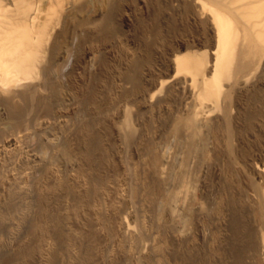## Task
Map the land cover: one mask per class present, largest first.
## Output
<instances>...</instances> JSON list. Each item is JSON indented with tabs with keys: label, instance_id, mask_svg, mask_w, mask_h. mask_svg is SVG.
Wrapping results in <instances>:
<instances>
[{
	"label": "bare ground",
	"instance_id": "obj_1",
	"mask_svg": "<svg viewBox=\"0 0 264 264\" xmlns=\"http://www.w3.org/2000/svg\"><path fill=\"white\" fill-rule=\"evenodd\" d=\"M137 1L134 2L133 0L132 2L137 3ZM154 1L155 2L152 3L154 7H153V12L151 14L154 16L153 19L155 18L156 21L154 20L155 22H153L152 27L149 29L150 32H148V35L150 33L151 38H153V40H155L156 37H158L159 38L158 40L163 42L165 41L166 46L165 45L164 46L166 47L165 48L166 54H164L165 52L163 53L165 55V59L163 61L166 64L165 65L166 73H164L165 75L163 74L161 75V73L160 74L157 73L158 74L157 76L156 72L154 73L153 71L154 69L152 68L153 65L148 61V56H146V54L145 55L143 54L144 58L142 59H140L141 57L138 58L141 55V53L134 60H132L133 57H130L132 62L129 61V63H131L129 64V69H128L129 73L124 77V79L127 81L126 85H129L126 86L128 87L127 89L129 93V101L127 99V101L129 102V106L126 105L128 107L126 108L124 106L125 108L122 109L121 108L123 106L122 103H121L122 106L120 107L119 105L117 106V104H115L116 107H118L116 110L118 112L115 111L116 108L114 106L113 107L111 106L110 110L113 108V110H111L112 116L107 114L110 117H113L114 114H118L117 116L118 118L119 115H122V122H119L120 124L118 127L112 129H109V126L108 129L103 128L104 127L103 126L101 128L104 133L103 140H102L103 135L100 136L101 134L96 133V131L92 129V127H88L87 123H86L87 125H83L79 128L77 127L73 128L69 132V134H67V141H66L67 145H65L66 146L65 153L68 156L73 154L74 156L72 157H75V159L71 160L70 157L67 158V156H65L68 159L67 162L71 160L69 161L70 163L68 162L67 164L69 168L66 172L64 173L61 172L63 171V169L59 171L58 166L61 165V164L58 165L59 161L56 162V164H54L56 159L59 160V158L57 157L60 154L59 150H57L56 147L54 149L52 148L50 154L47 155L48 158L46 160H42V157L44 156L40 155L39 149L36 150L32 147L35 151L31 149L29 150L25 149L26 150L25 153L23 151L24 149H22L23 153L21 152V154H24V156L22 157L21 154L20 156L22 157L21 159L22 163H25V167L23 166V164L22 166L24 167L25 170H28L27 172L28 175L32 176L31 177L32 180L30 179L31 191L34 193L32 194L34 195V201H35L34 204L35 211L33 210L35 212V214H33L34 220L33 219L31 220L32 223H30L29 221L28 223L31 225L29 227L27 226L28 227L27 234L28 235L30 234L29 238L31 239L29 240L31 241V243L30 245L26 243L28 244L27 246L25 245L24 247L22 246L21 247L22 249H20L21 251L17 249L18 250L17 252H19L18 254H16L17 252H15V255L14 253L6 252L7 253L6 256H2L1 259L3 262V263L1 262L2 264H5L6 262L7 264H11V262L13 263L14 260L17 261L21 260L22 261L21 264H216V263L221 264L219 259L223 255H226L228 257L227 258L226 256H224V258L226 257L225 260L230 259V261L228 262L226 261V263L224 262L225 264H246L245 257L247 256L244 257L243 252H242L243 255L241 254V251L243 249L242 250L240 249L242 247L246 249L248 246L246 247L244 246L246 245L247 242L243 244L244 246L241 245L242 247L238 246L240 247L239 250L236 248L233 249L229 247L230 251L227 248V251L225 252L220 249L222 253H220L221 256L218 258L219 262H216L215 259L217 258L218 255L217 256L215 255L218 254V252L215 253V251H217V249L215 248L217 244L215 243L218 242H215L217 240L215 241L213 240L215 236L212 239H210L211 237L210 234L213 231L209 233L210 241L206 240L207 238L204 237L205 238L204 241L206 240V242H203L201 236L199 235L200 236L199 238V236L197 235L198 233L196 234L197 232L196 229L194 230L196 231L195 233L193 231H192L193 233L186 231L188 227L186 226L185 222L188 218L193 220V221L190 220V222L191 221L195 222V224L198 225L201 224V226L203 224L202 226L203 228L204 227L206 228L204 224H206L208 221L210 222L211 218L212 219L214 218L215 222L223 221L226 219L225 224L227 226L231 225L232 231L236 233L234 234V236H232V238L238 236L239 238L242 237L246 239L247 238L254 239L255 232H257L258 234L260 233V238H262V239L259 238V240L261 241L260 243H263L262 245H264V0H154ZM132 2L131 0L130 1L129 0H0V175L4 167L3 162H6V161L2 162L1 157H3L5 154L8 153L12 154V151H16L17 149L20 150V148H18L17 145L18 133L17 135L16 134L9 135L6 134L7 132L6 130L10 129L14 131L13 128L15 126H21V125L26 126V124L29 123L28 116L30 117L31 114L30 112L31 106L36 101L40 104H43L45 109L47 108L46 110L49 116L50 114L54 113L53 109L50 107V104H48V96L47 94L44 93V91L46 92V89L50 90V87L52 85L53 74L57 70V68H54L55 60L53 61V56H56L54 53L59 51L60 52V53L58 52L59 55L65 53L67 54L68 51L70 52V50H72V48L75 49L74 51H78V49H82V47L93 48V46H96V48H98L97 46H100L103 47V49H105V47L112 48V45L114 43L112 42V40L114 39V37L118 36L117 35L118 33L120 34L122 33L123 31L122 28L129 27L128 26L129 13H130L129 4L131 3V5H134L132 4ZM141 2H144V0H141ZM158 18H160L159 20H162L160 24L162 26H166L165 27L166 30L167 28L170 29L168 33L174 31L173 35L171 34V36L169 35L167 38L164 37L163 40H161L162 38L160 39L159 35L158 36L156 35V34H160L158 33V30L162 28V27L161 28L158 27ZM175 31H177V33H175ZM119 36L122 37L124 35L122 36L119 35ZM148 37L150 38V36ZM123 38L124 40L126 39L125 37ZM116 39H115L114 47L116 46V44L118 46V44L120 43V42L116 43ZM119 39L120 38L118 37V40ZM151 40L152 39H150V41ZM155 42L159 44L157 39ZM163 42L160 43L164 44ZM143 44L145 43L143 42ZM142 45H140L137 48L139 49ZM150 46H152L151 43ZM150 46L148 47L151 49ZM148 47L146 46V48ZM147 50H145L144 48V52ZM104 51L107 52V50ZM132 52L133 54L135 52L137 55L136 48L134 51L132 50ZM149 52H147V54H149ZM130 54L132 55V53ZM95 66L92 68L94 69ZM101 67L103 69L102 65ZM58 70L56 72H58ZM94 75L97 74H95L94 72ZM122 75L124 76V74ZM93 81L96 82L97 79ZM120 83L118 84L115 83V86L120 87L121 86ZM106 84L104 88L107 86ZM121 84L123 85L125 83H121ZM94 85H96V83ZM102 85H104V83ZM115 86L113 85V87L112 86L110 87L114 88ZM53 87L55 86L52 85V89ZM126 87H123L122 92L126 91L124 90V88L126 89ZM94 88L96 89L95 86ZM94 88L92 86V89ZM107 89H109V87H107ZM119 89H117V91ZM121 89L119 92H121ZM53 90L55 91V89ZM90 91L91 89L89 90V92ZM106 92L107 91H105L104 94L108 95V93ZM108 92L110 91L108 90ZM43 93L46 96L44 95V97H42ZM93 93H94L93 91H91L90 94L87 93V95L89 94V98H91L94 95ZM124 95H122V97H124ZM108 96H106V99ZM102 98L105 97L103 96ZM106 101H108V99ZM132 106H134V109ZM109 111L107 113H110ZM99 114L101 115V113ZM32 116L34 117V115ZM101 118L104 121L106 120L102 115ZM45 119L43 118L44 121H47ZM98 119L100 118L98 117ZM33 124L36 123L34 122ZM24 129H26V127H24ZM33 129H35V127ZM112 130H116L114 132L116 133L114 135L115 138L113 139H112L113 136L109 137V135H111ZM17 132L20 133V130H17ZM63 139H66V137ZM115 141L116 143L118 141L122 146H124L125 150L123 149L124 150L123 153H126L127 151L129 153L130 152L129 149H130L131 151L133 150L132 151L133 154L136 157L138 156L139 158V161L137 160L136 162L137 163L136 166L135 163H132L134 167L131 165V163L126 164L123 162H122V166H120L121 164H119V166L123 167V170L126 171L124 172L121 169L122 172L128 174L130 177L132 176L133 179L131 178V180L136 181L138 179L137 180L139 181L138 186L141 185V188H143L144 192L148 194V195H144L142 193L143 196L145 197L151 196V198H149L151 199L150 204H153V207L151 208H153L155 211L153 213L152 211L153 209H152L151 212L152 215H154L153 219H154V223L156 224L152 222L149 223H151L152 225L154 224L153 227L158 225L160 229H158L157 227L155 228H157L160 233L158 232L157 229L155 230L152 227V225L148 224V221L151 218L150 217L151 212H149L150 215L148 214L149 218H147L148 215L147 216L144 215L142 222H140L141 227H139L140 224L138 225V227L140 228V230L137 228V230H139L138 233L137 232L135 233L136 229H133V225L135 224H133L132 227L129 225L130 223H128L127 221L129 218H126V216H120V217L114 216L115 222L119 221L118 225L120 227H118V229H120V236L122 237V241L124 243L126 242L127 245L125 246V248L123 247L124 248L123 250L120 249V251L118 252L116 251L117 252L116 254H113L110 251H109L110 253L106 252L107 249L106 250L104 249L105 247L103 246L104 244L102 245L103 248L102 246H100L101 243L104 240H106V238L104 239L99 237L100 236L102 237L103 235L105 237V234H108V231L110 232V228L109 230L107 229L106 231V227L109 225L113 226V223H115L114 220L109 219V216H107L108 213H106L105 209L113 208V205L116 203L115 202L116 199H114V195H115L114 192L118 190L116 188L118 185L115 187L114 183L111 182L109 188H112V192L108 191V187L106 186L107 184H105L106 181H104L105 177L103 179V176L101 177V175H99L98 167H100L99 165L102 163H107V160H109L110 162L111 156L108 150L111 148L112 145L118 147L116 144H114ZM240 141L244 142V144L247 142L252 143V145L254 146V147L252 146V148H254L257 151V153L255 152L256 154L253 152L254 150L252 152L250 151V153L251 154L253 153L254 155L252 154L253 155L252 156L250 154L252 157H250V159L248 158L250 162L255 161L253 164L250 163V165L254 167L253 168L254 170H252V172L254 171V174L258 176L256 178L257 180H255V176L254 178H252L253 175H251L250 177L249 176L250 173H248L249 175H247V173L242 174L245 170H248L246 168L247 166H249V168H252L249 165V162L248 164L244 163L245 162L244 159H246L245 155H244L245 158L243 159L244 162L240 160H238L240 162H237L235 160L237 159V157L232 156L233 158H235L234 160L231 157V155H233V151H235L234 146L236 142H240ZM63 142H65V140H63ZM242 142H240L239 144H241ZM236 146L239 145L236 144ZM242 147L244 146L242 145ZM246 149L248 148L246 147ZM242 150L241 152L245 153ZM132 152L130 153L132 154ZM117 153L118 152H116V154ZM224 153L226 154V156L228 155L230 157L229 159L232 160L231 161L232 163L230 162L231 163L230 165L233 164L232 165L233 167L232 166L231 167L235 169L238 168L235 171L236 174L238 175L241 174L242 176H244L243 177L244 179L242 180L247 182V184L249 185L248 188L251 189L250 192L252 191L253 194L256 195V198L254 197L255 201L253 197H249L250 199L253 198L252 202L254 203V206L252 205L253 208L249 210L250 214L247 213V208L245 212L244 207L241 204L240 205L242 206L243 209L241 212L244 211L245 213L252 215V218L254 217V219L251 220L252 223L254 220L256 221V223L253 224V226L256 225L257 227L256 226L255 227L256 230L258 228V231L256 230L254 231L255 228L253 229V226H252L253 230L251 228H249V230L246 229L245 228L246 226L244 227L245 228L244 230L241 226L238 225V224L240 225H244V224L238 223V219H239L238 216L240 213L238 211L239 209L237 210V208L239 206L238 205L239 199H236L234 197V194L231 192L233 191L231 190L233 188H229L231 190L230 191L231 194L223 191L224 193H227L223 197L222 195L221 197L220 196L218 197L216 193L218 199H216L217 197L215 198L216 195L214 196L215 191L213 190L214 198L212 197V199L208 200L207 199V197H209L208 192L211 190V188L209 187L210 185L207 186L210 188V189L207 188L209 190L208 191L205 189V186L202 183L199 193L195 191L196 192L195 194L198 193L197 195H199L201 199H203L204 201L207 200L208 202L205 201L206 203L204 202V204H202V200L199 198L197 200L199 201L201 200L200 202L191 201L192 199L195 198L193 196L194 195L193 192L191 193L193 198L191 197V200H189L190 199L188 197L189 184L190 186L193 184L194 187L196 186L195 184L196 183L198 184L199 182L198 181L199 179L198 180L195 179L198 182L195 181V183L192 184L189 183L191 174L196 173V172H192L191 168H193L196 164L199 166V167L196 166L197 168H201L199 169V171L201 170L199 172L200 173L199 177H200V181H202V179L204 180L206 177H208V173L212 171L211 170L212 168L210 166L212 164L214 166V162L216 160H220L221 154L223 156ZM246 154H248V151L246 152ZM115 156L117 157V155ZM121 156L124 157L122 153ZM65 157H61L60 159L63 158L66 159ZM212 158L214 159V162L211 164L212 161L210 162V160H212ZM227 159L228 158L226 157V163L229 162L227 161ZM120 160L121 159H119V161ZM129 162H131V160H129ZM218 162L221 163L220 161ZM111 164L112 163H110V165ZM246 164L247 166L245 167ZM114 165L112 164V166ZM234 165L236 166L234 167ZM217 166L218 165L214 166V168H217V171L221 169H223L224 171L226 169L225 170L226 173L228 167L224 169V168H220L222 167L220 166L219 169ZM73 167L74 168L77 167V169H73ZM223 167L226 166L224 165ZM194 169L196 168L194 167ZM229 171H231V169ZM108 172H109V168H108ZM214 173L211 172L210 174H214ZM231 173L229 175L234 174ZM193 175L195 176V174ZM212 176L214 178V175ZM220 176L222 177L223 174H221ZM217 177L219 176L217 175ZM4 178L5 177H3V179ZM134 178L137 179L135 180ZM236 178L238 180V177ZM206 179L205 181H207ZM230 179H232V177ZM214 180L218 181V179H214ZM225 180H228V178L227 179L225 178ZM192 181L193 180H191V182ZM232 183L234 185V183L236 182H232ZM232 183L230 181V186ZM213 184L215 186V183ZM138 186L137 188L140 187ZM220 186L222 187V189H224L222 185ZM228 186L226 187L228 188ZM236 186L238 188L239 185ZM244 186H242L243 189H245ZM197 187L199 186L197 185ZM215 187L218 188V184ZM221 187H219L218 191L221 190L220 189ZM227 188L225 189L226 191ZM121 189L122 190L120 189L119 190L122 192L124 189L123 188ZM131 189L129 188L127 190L128 194L126 199L128 200L126 201L121 200V203L116 204V206L118 205L120 209L121 208L125 209V207L129 204L134 205L133 200H131V195H132L131 193L134 192H131ZM134 190L136 191V189ZM236 190L234 189V193L238 192V190L237 191ZM247 190L248 189L246 188L245 191ZM210 192L212 193V191ZM252 192L250 194H252ZM13 193L11 195L14 196L17 195V193L16 195ZM245 193H247L246 196ZM245 193H241L244 194V198L250 195L248 194V192ZM253 194L250 196H253ZM11 195H8V197L10 198ZM102 195L104 196V198L102 197ZM18 196L20 197L19 194ZM143 196L140 197L139 195L141 199L139 197L138 199L143 201L145 198V197L143 198ZM54 197H57L58 200H60L61 204L62 202H64L63 204L64 207H60L62 209V211L60 209L61 214L55 213V215L54 214L52 215L51 211H53L54 213V211L56 210L54 206H56L57 208L58 204H60L57 199H54ZM97 197L98 199H96ZM16 198L18 197H13L11 200L9 199L8 207H6L7 209L1 208V209H5L7 214L4 212L6 216L5 214H3V216L5 217L0 216L1 217L0 234L6 231V230L3 231L4 226L2 225V223L4 222L3 219L6 218L7 215L9 217V220L7 219L8 222L6 221L7 222L6 225L8 227L6 226L5 229L9 228L8 231H10V229H13L14 227L13 226L15 224L14 219H16L14 218V216L17 214L16 208L19 204L17 203V200H15ZM146 198L148 200V197ZM215 199L216 201H214ZM23 202L24 201H22V203ZM55 202L56 204L55 205L53 204L52 206L55 210H51L52 207L50 205H52V203ZM145 202H147V204H145L146 206L149 204L148 202H150V200L146 201L145 199ZM252 202L251 204H253ZM6 203L7 202H5L4 204L7 205ZM209 204L212 206H210ZM50 207H51L50 209L51 211L48 212ZM245 207H247L246 204ZM119 208L117 207V209ZM147 208L150 209L149 206ZM42 210L44 211V213ZM57 210L59 211V207L57 208ZM104 211L107 215L104 213ZM124 211L126 210H121L120 211L121 214ZM147 211L149 210L147 209ZM222 211H225V213L230 211L229 214L227 213L228 214L227 218H225L226 215ZM19 214L21 213H18V216ZM31 216L32 215L30 214V217ZM241 217L242 219H244L243 215ZM248 218H250V216ZM248 218L247 221H249ZM61 219L67 220V222L70 220L69 222L72 223V225L70 226L73 227V229L70 230L72 232L70 233L65 232L67 235L63 233L66 229L63 231L62 228L64 227L62 228L60 227ZM79 219H82L83 225L85 223L84 230H83L84 226L81 224V226L83 227H80L79 225L80 224ZM214 219L212 221H214ZM105 220H108L107 224ZM251 220L249 222H251ZM18 222L21 225V222L20 221ZM210 223L213 224V222ZM62 224L64 223L62 222ZM180 224L181 226L185 224L184 226L187 227V228H184V226L182 227V231L187 232L185 235L182 232L183 233L182 235H184L186 239L187 238L193 239V243L191 242L193 245H191L192 248L190 247L192 249V251L190 250L191 251L190 254H187L189 252L182 253L183 251L181 252V254H177V253H176L177 255L175 253L172 254L173 251H171L172 253L168 252L167 249H165L166 246L164 247L163 246L164 244L161 243L164 240L167 242L169 238L170 239L183 238V236H181L180 238L179 237L180 235H178L181 232H179L178 234L176 233L177 232L176 230L181 229ZM212 224L211 225L209 224V226H211L209 228H212L213 226ZM218 224L219 222L217 223V227L219 228ZM247 224L249 223L247 222ZM105 225L107 226L105 227ZM192 225L194 226V224ZM226 225L225 227L227 228ZM177 226L180 228L176 229ZM196 226L197 225H195V227ZM52 227L53 230L49 229ZM215 227L213 228L216 229ZM15 229L12 230V233L13 231H15ZM229 229L231 230L230 227ZM17 230L18 232L21 231L19 229ZM187 230H193V229L188 228ZM202 230L204 231V229ZM220 230H222V228ZM225 230L227 231V229ZM105 231L107 233H105ZM152 231L154 232L157 231V234L159 233L160 238H156V236H153L152 233L154 232ZM201 232L202 231H200L199 234H201ZM204 233L201 235L204 236L208 235V234L205 235ZM225 233L226 232H224L223 234ZM8 234L9 233H7V235ZM27 234L25 233L26 237L28 238ZM223 234L222 236H224ZM17 236H20L21 238V235L19 233ZM2 237L3 236H1V238ZM161 238H164V240H161ZM165 238L168 239L166 240ZM253 239H251L250 241H252ZM243 240L245 241V239ZM144 241L147 242L146 246L145 243L143 244ZM105 242L106 241H104V243ZM109 243L110 241L107 244ZM116 243L117 242H115V244ZM203 243H206L205 246ZM142 244L144 245L143 247ZM218 246L220 245L218 244ZM252 247L256 249L254 244H252L250 248L248 247V249L253 250ZM263 248L264 246L261 248V250ZM245 249L244 252L248 251V250L245 251ZM255 251L258 252L256 253ZM254 252L257 255H260L259 250L257 249L253 250V253ZM3 253L2 254L0 253V255H5ZM213 253H215V255H213ZM109 254H113V255H109ZM212 255L215 256L216 258L212 257ZM258 257L259 256H257L255 259H259ZM213 259L215 260L216 263L214 262ZM246 261L248 262V264L250 263L248 260ZM255 261L257 260H254V262ZM221 262H223V258ZM261 262L264 264V261ZM250 264H254V263L251 262Z\"/></svg>",
	"mask_w": 264,
	"mask_h": 264
},
{
	"label": "rangeland",
	"instance_id": "obj_2",
	"mask_svg": "<svg viewBox=\"0 0 264 264\" xmlns=\"http://www.w3.org/2000/svg\"><path fill=\"white\" fill-rule=\"evenodd\" d=\"M130 1V0H129ZM133 0H131V2H132ZM137 0H134V2H136ZM151 1V0H150ZM150 1H148V0H144V2H141V0H138L137 1V3H134V2H132V4H134V5H131V3L129 4L130 5V7H129V27H127V28H122L123 29V31H122V33L120 34V33H118L117 35L118 36H116L117 37V39H116V37H114V41L112 40V42H114L113 43V45H112V48L111 47H109V48H107V47H105V49H103V47H100V46H97L98 48H96V46H93V48L92 47H87L88 48V51H87V48L86 47H82V49H78V51H74L75 49H73L72 48V50H70V52L68 51V53L66 54H58V52H56V53H54L56 56H53V61H54V64H55V66H54V68H57V70H58V72H54V74H53V79H52V85L53 86H55V87H53V89H55V91L52 89V85H51V87H50V90L49 89H46V92L44 91V93L45 94H47V96H48V104H50V107L53 109V111H54V113L53 114H50V116H49V114H47V108L45 109V107H44V105L43 104H40V103H38L37 101L36 102H34L33 103V105L31 106V114H30V117L28 116V118H29V123L30 124H33L34 122L36 123V124H33V125H30L29 123H27L26 124V126L25 125H21V126H15L14 128H13V130L14 131H12V130H10V129H7L6 131L8 132H6V134H16L17 135V133H18V138H17V145H18V148H20V150L19 149H17L16 151H12V154L10 153H8V154H5L3 157H4V159H3V157H1V160H2V162L3 161H6V162H3V170H2V173H4V174H2L1 173V175H0V216L1 217H5L6 216V214H7V212H6V210L5 209H1V208H6V207H8V202H9V199L11 200L13 197H18V198H16L15 200H17V203H19L18 204V206H17V208H19V209H21V210H19V209H17L16 208V210H17V214L14 216V218H16V219H14L15 220V224L13 225L14 227H13V229H10V231H8L9 230V228H6L5 229V227L7 226L6 225V223L8 222L7 221V219L9 220V217H8V215H7V217L6 218H2L3 219V221L5 222H3L2 223V225L4 226V228H3V231L4 230H6L5 232H6V234H5V232L3 233H1L0 234V253L2 254L3 252V254H5V255H0V264H2L3 262H2V256H6V252H8V253H14V255H15V252H17L18 250L17 249H19V251H21L20 249H22L21 247L23 246L24 247V245L25 246H27L28 244L30 245V243H31V241L29 240V239H31V238H29L30 237V234L28 235L27 233V231H28V227L31 225V224H29L28 222L30 221V223H32V219L34 220V215L33 214H35V201H34V193L31 191V180H32V176L31 175H28V170H25L24 169V167H25V163H22V161H21V159H22V157L24 156V154H21V152H22V149H24L23 151H24V153H25V151L26 150H29V149H31V150H34V149H36V150H38L39 149V151H40V155L41 156H44L45 157V159H44V157H42V160H46L47 158H48V156L47 155H49L50 154V151L52 150V148L54 149L55 147L57 148V150H59V156L57 157V158H59V160L58 159H56L55 160V162H54V164H56V162H58V165H60V166H58L59 167V171H61L62 169H63V171H61V172H66L67 170H68V166H67V164H68V162L69 161H71L72 159L74 160L75 159V157H72V156H74L73 154H71L70 156H68V155H66V146L65 145H67L66 144V141H67V134H69V132L73 129V128H75V127H77V128H79V127H81V126H83V125H87L88 127H92V129H94L95 131H96V133H99V134H101L100 136H102L104 133H103V131H102V127L103 128H107L108 129V126H109V129H112V128H116V127H118L119 126V122H122V115H119V118L117 117L118 116V114H114V115H116V116H114L113 115V117H110V116H112V114H111V110H113V108L110 110V108H111V106L113 107H115L114 109H115V111L117 110V108L118 107H116V105L115 104H117V106L119 105V107L120 106H122V104H123V106L121 107L122 109H124L125 107L127 108L128 106H129V93H128V87H126V86H129V85H126V83H127V81L124 79V77L129 73V64H131V63H129V61L130 62H132V60H134V59H136L139 55H140V53H141V55L138 57V58H140V59H142V58H144V55L146 54V56H148V61L153 65V67L152 66H150V67H152L154 70V73L156 72V75L158 76V74H160L161 73V75L163 74V75H165L164 73H166V71H165V69H166V67H165V62L163 61L164 59H165V55L164 54H166V44H165V41L163 42V41H160V40H158L159 38L158 37H156V39H157V41H158V43L159 44H157L155 41H156V39L155 40H153V38H151V34L149 33V35H148V32H150V28L152 27V25H153V22H155L156 20H155V18L153 19V15L151 14L152 12H153V5H152V3H154L155 1L154 0H152L151 2ZM147 2V3H146ZM151 3V4H150ZM148 5V6H147ZM151 5V6H150ZM133 6H134V9H133ZM145 7V8H144ZM151 7H152V9H151ZM136 8V9H135ZM131 10V11H130ZM142 11V12H141ZM146 11V12H145ZM149 14H151V15H149ZM132 16V17H131ZM149 17H150V19H149ZM135 21H134V20ZM160 18H158V27L159 28H161V29H159L158 30V33H160V34H156L157 36L159 35V37H160V39L161 40H163V38L164 37H168L169 35L171 36V34L173 35L174 34V31L173 32H170V33H168V31L170 30L169 28H167V30H166V26H162L161 24H160V22L162 21V20H159ZM155 20V21H154ZM140 24H141V26H140ZM160 24V25H159ZM138 25V26H137ZM133 27V28H132ZM147 27V28H146ZM164 27V28H163ZM142 28V29H141ZM145 28V29H144ZM125 29V30H124ZM138 29V30H137ZM148 31H147V30ZM167 32H165V31ZM125 31V32H124ZM127 31H129V32H127ZM131 31V32H130ZM140 31V32H139ZM160 31V32H159ZM124 32V33H123ZM138 32V33H137ZM146 32V33H145ZM162 32V33H161ZM125 33H126V36H125ZM175 33H177V31H175ZM137 34V35H136ZM143 34V35H142ZM147 34V35H146ZM166 34H167V36H166ZM119 35H124V36H122V37H120ZM134 35V36H133ZM161 35V36H160ZM146 36V37H145ZM148 36H150V38L148 37ZM118 37L120 38L119 40H118ZM123 37H125L126 39L124 40V38ZM128 37H129V39H128ZM165 38V39H166ZM115 39H116V43H119L118 44V46H117V44H116V46L114 47V45H115ZM124 41H123V40ZM147 39H148V41H147ZM150 39H152L151 41H150ZM164 39V40H165ZM122 40V41H121ZM135 40V41H134ZM138 40V41H137ZM145 40V41H144ZM132 41V42H131ZM141 41H143L145 44H143V42H141ZM150 41V42H149ZM162 43H164V44H161L160 42ZM148 42H149V45H148ZM150 43H151V45L153 46H150ZM125 44V45H124ZM143 44V45H142ZM120 45H121V47H120ZM124 45V46H123ZM140 45H142L139 49L137 48V47H139ZM144 45H146L147 47L148 46H150L151 47V49L148 47V48H146V46H144ZM156 45V46H155ZM165 45V46H164ZM134 46V47H133ZM133 47V48H132ZM164 47V48H163ZM100 48H101V50H100ZM135 48H136V52H137V55H136V53L134 52V54H133V52H132V50L134 51L135 50ZM144 48H145V50H147V51H145L144 52ZM92 51H90V50ZM94 49V50H93ZM109 49V50H108ZM165 49V50H164ZM84 50H85V52H84ZM98 50V51H97ZM100 50V51H99ZM104 50H107V52L106 51H104ZM127 50H129V51H127ZM151 50V51H150ZM119 51V52H118ZM125 51V52H124ZM138 51H139V53H138ZM150 51V52H149ZM79 52V53H78ZM92 53V54H89V53ZM97 52V53H96ZM123 54H122V53ZM128 52H130V53H132V55L130 54V53H128ZM147 52H149V54H147ZM165 52V53H164ZM60 53V52H59ZM88 53V54H87ZM96 53V54H95ZM102 53V54H101ZM120 53V54H119ZM154 53V54H153ZM164 53V54H163ZM75 54H76V57H75ZM83 54V55H82ZM105 54V55H104ZM144 54V55H143ZM153 54V55H152ZM163 54V55H162ZM98 55V56H97ZM115 55H117V56H115ZM136 57H135V56ZM159 55V56H158ZM100 56V57H99ZM126 56V57H125ZM129 56V57H128ZM57 57H59V58H57ZM61 57V58H60ZM82 57V58H81ZM98 57V58H97ZM130 57H133L132 58V60H131V58ZM149 57H151V58H149ZM103 58V59H102ZM155 58V59H154ZM67 59V60H66ZM90 59V60H89ZM92 59V60H91ZM115 59V60H114ZM130 59V60H129ZM157 59V60H156ZM58 60V61H57ZM64 60V61H63ZM66 60V61H65ZM78 60V61H77ZM101 60V61H100ZM103 60V61H102ZM61 61H62V63H61ZM95 61V62H94ZM117 61H118V63H117ZM152 61V62H151ZM157 61V62H156ZM84 62V63H83ZM86 62V63H85ZM90 62V63H89ZM98 62V63H97ZM127 62H128V64H127ZM148 62V63H149ZM163 63V64H161V63ZM100 63V64H99ZM122 63V64H121ZM149 63V64H150ZM160 63V64H159ZM61 64V65H60ZM74 64V65H73ZM76 64V65H75ZM82 64V65H81ZM91 64H92V66H91ZM105 64V65H104ZM149 64H148V66H149ZM150 64V65H151ZM156 64V65H155ZM64 65V66H63ZM78 65V66H77ZM95 65H98V66H95ZM101 65L103 66V69H102V67H101ZM160 65H161V67H160ZM162 65H164V66H162ZM62 66V67H61ZM74 66V67H73ZM82 66V67H81ZM95 66V68L93 69L92 67H94ZM117 66V67H116ZM125 66H127V67H125ZM155 66V67H154ZM156 67H158V68H156ZM126 69V70H125ZM156 69V70H155ZM159 69V70H158ZM163 69V70H162ZM91 70H93V71H91ZM124 70V71H123ZM128 70V71H127ZM161 70V71H160ZM115 71V72H114ZM60 72V73H59ZM94 72H95V74H97V75H94ZM124 72H126V73H124ZM57 73V74H56ZM102 73V74H101ZM158 73V74H157ZM121 74V75H120ZM122 74H124V76L122 75ZM59 75V76H58ZM116 75V76H115ZM120 75V76H119ZM57 76V77H56ZM116 77V78H115ZM117 77H119V78H117ZM122 77H123V79H122ZM90 78V79H89ZM95 78V79H94ZM112 78V79H111ZM121 78V79H120ZM85 79V80H84ZM90 80V82H89V80ZM97 79V81L96 82H94L93 80H96ZM119 80V81H118ZM55 81V82H54ZM84 81V82H83ZM100 81V82H99ZM122 81V82H121ZM124 81H126V82H124ZM55 83V85H54V83ZM57 82H58V84H57ZM97 82H99L100 83V85L102 86V88H101V86L99 85V83H97ZM110 82V83H109ZM125 83V84H121V83ZM86 83V84H85ZM96 83V85H94ZM104 83V85H102ZM107 83V84H106ZM113 83V84H112ZM115 83L116 84H118V83H120V85L122 86H120V87H118V86H115ZM81 84V85H80ZM93 84V85H92ZM105 84L107 85L105 88H104V86H105ZM129 84V83H128ZM113 85L116 87H114V88H112L113 87ZM83 86V87H82ZM92 86H93V88H94V86L96 87V89L94 88V89H92ZM110 86H112V87H110ZM67 87V88H66ZM91 87V88H90ZM107 87H109V89H107ZM123 87H126V89L124 88V90H126L127 91V94H126V91H123L122 92V90H123ZM91 89V91H93L94 93V95L91 97V98H89V94H90V92H89V90ZM99 88V89H98ZM121 89V92L123 93H121V92H119L120 91V89ZM56 89H58V90H56ZM89 89V90H88ZM115 91H114V90ZM117 89H119L118 91H117ZM54 92H53V91ZM108 90L110 91V92H108ZM113 90V91H112ZM49 91V92H48ZM67 91V92H66ZM70 91V92H69ZM82 91V92H81ZM105 91H107L106 93H108V95L109 94H111V92H112V94L111 95H107V94H104L105 93ZM49 94H48V93ZM51 92V93H50ZM81 92V93H80ZM85 92V93H84ZM114 92V93H113ZM43 93V96L42 97H44V94ZM69 93V94H68ZM87 93H89L88 95H87ZM96 93V94H95ZM102 93V94H101ZM51 94V95H50ZM121 94V95H120ZM124 94H126V95H128V96H126V95H124ZM52 95H53V97H52ZM84 95V96H83ZM105 97V98H102L103 96ZM108 96L107 97V99H108V101H106L107 99H106V96ZM122 95H124V97H122ZM46 96V95H45ZM117 96H118V98H117ZM111 97V98H110ZM127 97V98H126ZM46 98V97H45ZM121 98V99H120ZM37 99V98H36ZM92 99H94V100H92ZM105 99V100H104ZM113 99V100H112ZM127 99H128V101H127ZM89 100V101H88ZM117 100V101H116ZM120 100V101H119ZM35 101V100H34ZM46 101H47V99H46ZM118 102V103H116V102ZM112 102V103H111ZM127 102V103H126ZM37 103V104H36ZM74 105H73V104ZM105 105H104V104ZM122 103V104H121ZM125 103V104H124ZM88 104V105H87ZM92 104H93V106H92ZM109 104V105H108ZM54 105V106H53ZM126 105H128V106H126ZM37 106V107H36ZM91 106V107H90ZM109 106V107H108ZM125 106V107H124ZM131 106V105H130ZM70 107V108H69ZM108 107V108H107ZM133 107V109H134V106H132ZM69 108V109H68ZM101 108V109H100ZM120 108V109H121ZM35 109V110H34ZM110 111H109V110ZM120 109H118V110H120ZM43 110V111H42ZM59 110V111H58ZM41 111V112H40ZM45 111V112H44ZM58 111V112H57ZM90 111V112H89ZM110 112V113H107V112ZM37 112V113H36ZM43 112V113H42ZM116 112H118V111H116ZM99 113H101V115L106 119L105 121L101 118V115L99 114ZM103 113V114H102ZM94 114V115H93ZM107 114H109V115H107ZM32 115H34V117L32 116ZM35 115H36V117H35ZM99 115V116H98ZM61 116V117H60ZM66 116V117H65ZM93 118H92V117ZM108 116V117H107ZM57 117V118H56ZM98 117L101 119H98ZM110 117V118H109ZM36 118V119H35ZM43 118L45 119V118H47V119H45V120H47V121H44L43 120ZM68 118H70V119H68ZM90 118V119H89ZM111 118H112V121H111ZM33 119V120H32ZM62 119V120H61ZM100 120V121H98V120ZM110 119V120H109ZM115 119V120H114ZM30 120H32V121H30ZM43 122H42V121ZM59 120V121H58ZM67 120V121H66ZM83 120V121H82ZM103 120V121H102ZM109 120V121H108ZM61 121V122H60ZM90 121V122H89ZM114 121V122H113ZM45 122V123H44ZM75 124H74V123ZM96 122V123H95ZM103 124H102V123ZM109 122V123H108ZM65 123V124H64ZM71 123V124H70ZM79 123H81V124H79ZM82 123H84V124H82ZM87 123V124H86ZM101 123V124H100ZM67 124H68V127H67ZM108 124V125H107ZM111 124V125H110ZM28 125V126H27ZM35 125V126H34ZM70 125H72V126H70ZM100 125H101V127H100ZM39 126V127H38ZM24 127H26V129H24ZM35 127V129H33ZM23 128V129H22ZM30 129V130H29ZM17 130H20V133L19 132H17ZM16 131V132H15ZM64 131V132H63ZM98 131V132H97ZM116 130H112L111 131V135H109V137L111 136H113L112 137V139L113 138H115L114 137V135L116 134V133H114ZM14 132V133H13ZM86 133V132H85ZM87 134V133H86ZM66 135V136H65ZM66 137V139H63V138H65ZM103 138H104V135L102 136V140H103ZM111 139V138H110ZM111 139V140H112ZM63 140H65V142H63ZM243 141H245V140H243ZM240 142H242V141H240ZM240 142H236V144L237 145H239V146H236V144H235V146H234V149H235V151H233V155H231V157L232 156H235V157H237V159H235V158H233V160L235 159L237 162H240V161H242V162H244V163H247L248 164V162H249V165H250V163L251 164H253L255 161H251L250 162V160H248V158L250 159V157H252L253 155L250 153V151L252 152L253 150V152L255 153H257V151L254 149V148H252V143H245L244 144V142H242L241 144H239ZM118 143V144H117ZM117 143H116V141L114 142V144H116L118 147H116L115 145V147L113 148L112 146H111V148L108 150V152H109V154H110V156H111V159H110V162H109V160H107V163H102V164H100L99 166L100 167H98V173H99V175H101V177L103 176V179H104V177H105V179H104V181H106L105 182V184H107L106 186L108 187V191H111L112 192V188H109V185L111 184V182L112 183H114V185H115V187L119 190H122L121 188H123L124 190L121 192L120 190L118 191H116V192H114L115 193V195H114V199H116L115 200V204L113 205V208H106L105 209V211H106V213H108V215L105 213V211H104V213L107 215V216H109V219H111V220H114L115 218H114V216L116 217V216H126V218H129L127 221H128V223H130L129 225L132 227V225L133 224H135V225H133V229H136L135 230V233L137 232H139V230H140V228L139 227H141V223L140 222H142V219L144 218V215H150V213L149 212H151V210L153 209V208H151V207H153V204H150L151 203V199H149V198H151V196H146V197H148V200H150V202H148L149 204L148 205H146L147 207L149 206L150 207V209L149 208H147L146 206H145V204H147V202H145V199H146V201H148L147 200V198L145 197V196H143L142 195V193L144 194V195H148L147 193H145L144 192V190H143V188H141V185H139L138 186V182L139 181H137L138 179L137 178H134L136 181H134V180H131V178H132V176L130 177L128 174H125L124 172H126V171H124L123 170V167H120V166H122V162L123 163H126V164H128V163H131V165L134 167V165L132 164V163H135V166H136V162H137V160L139 161V158H138V156L136 157L134 154H133V150L131 151L130 149H129V151L130 152H132V154L129 152L128 153V151L126 152V153H123L124 152V150H125V148H124V146H122L118 141H117ZM61 144V145H60ZM249 146H248V145ZM251 144V145H250ZM242 145L244 146V147H242ZM31 146V147H30ZM35 146V147H34ZM61 146V147H60ZM121 146V147H120ZM24 147H27V148H24ZM34 149H33V148ZM40 147V148H39ZM45 147V148H44ZM246 147L248 148V149H250V150H248V149H246ZM250 147V148H249ZM254 147V146H253ZM61 150H60V149ZM65 148V149H64ZM120 148V149H119ZM26 149V150H25ZM115 149V150H114ZM117 149V150H116ZM124 149V150H123ZM132 149V148H131ZM243 149V150H242ZM241 150L243 151V152H245V153H242L241 152ZM35 151V150H34ZM121 151V152H120ZM238 151V152H237ZM248 151V154H246V152ZM116 152H118L117 154H116ZM240 152V153H239ZM23 153V152H22ZM121 153H122V155H124V157H122L121 156ZM128 153V154H127ZM235 153V154H234ZM255 153V154H256ZM20 154H21V156H20ZM43 154V155H42ZM126 154V155H125ZM131 154V155H130ZM252 156H251V155ZM17 155V156H16ZM115 155H117V157L115 156ZM128 155V156H127ZM130 155V156H129ZM237 155V156H236ZM244 155H245V157H246V159H244L245 157H244ZM249 157H248V156ZM7 156V157H6ZM10 156V157H9ZM65 156H67V158H69L70 157V159L71 160H69L68 162H67V158L65 157ZM132 156V157H131ZM133 156H134V158H133ZM240 156V157H239ZM18 157V158H17ZM21 157V158H20ZM61 157H65L66 159H60ZM114 157H115V159H114ZM120 157H122V158H120ZM226 157L229 159L230 157L227 155L226 156V154L224 153V155L222 156V154H221V158H220V160H216L217 161V163H219L218 161H220L221 163H219V164H217L216 163V161L214 162V159L212 158V160H210V162H211V164L214 162V166L215 165H218L217 167L219 168L220 166H222V167H220V168H227V171H226V173L229 175L231 172L232 173H234V174H232V175H227L226 173H225V170L223 171V169H221V170H219V171H217V168H214V166H213V164L210 166L212 169V171H210V173L212 172V173H214V172H216V173H214V174H210V173H208V177H206V178H208V179H206L207 181H205V179L203 180L202 178V181H200V177H199V172L201 171H199V169H201V168H197V167H199L197 164L194 166L196 169H194V167L193 168H191L192 170V172H196V173H193V174H195V176L197 177V175H198V177L196 178L193 174H191V172H190V174H191V176L194 178H192L191 176H190V182L189 183H195V181L196 180H198V181H196V182H198V184L196 183L195 185L196 186H194L193 187V184L190 186V184H189V200H191V197H192V195H191V193L193 192V196L195 197L194 199H192L191 201H195V202H200L201 200H202V204H204V202L206 201V202H208L207 200H203V199H201L200 198V196L199 195H197L198 193H199V190H200V188H201V186H202V183H203V185L205 186V189L206 190H208V189H210L211 188V190L210 191H212V193L209 191L207 194L209 195V197H207V199L208 200H210V199H212V197L214 198V196L216 195V193H217V195H218V197L220 196L221 197V195H222V197L223 196H225V194H227V193H230L231 194V192L234 194V197L236 198V199H239V203H238V208H237V210L239 211V216H238V223H242V224H244V225H240V224H238L239 226H241L244 230H245V228L246 229H248L249 230V228H251L252 229V226H253V224H255L256 223V221L254 220L253 221V223H252V220L254 219V217L252 218V215H249L250 213H249V210H251L252 208H253V206H254V203L252 202L253 201V198L255 197L256 198V195L255 194H253V192H252V194H253V196H250V195H252V194H250L251 192H250V188H248L249 187V185L247 184V182L246 181H243L242 179H244L243 177L244 176H242L241 174H236V169H238V168H232L233 166V164L232 165H230L232 162V160L231 159H227V161H229V162H227L226 163ZM6 158V159H5ZM16 158V159H15ZM118 158V159H117ZM130 158V159H129ZM132 158V159H131ZM136 158V159H135ZM138 158V159H137ZM14 159V160H13ZM119 159H121L120 161H121V163H120V161H119ZM242 159V160H241ZM243 159H244V161H243ZM11 160V161H10ZM16 160H18V161H16ZM62 160V161H61ZM124 160V161H123ZM129 160H131V162H129ZM238 160H240V161H238ZM247 160V161H246ZM63 161H65V162H63ZM112 161V162H111ZM224 162V163H223ZM231 162V163H230ZM64 163V164H63ZM66 163V164H65ZM70 163V162H69ZM109 163V164H108ZM110 163H112L114 166H112V164L110 165ZM116 163H117V165H116ZM216 163V164H215ZM229 163V164H228ZM12 164H14V165H12ZM22 164H23V166H22ZM106 164V165H105ZM119 164H121L120 166H119ZM221 164V165H220ZM223 164V165H222ZM243 164V163H242ZM247 164L245 165V167L247 166ZM65 167H64V166ZM102 165V166H101ZM226 166V167H223V166ZM228 165V166H227ZM66 166H67V169H66ZM107 166V167H106ZM197 166V167H196ZM232 166V167H231ZM236 165H234V167H235ZM251 166V165H250ZM62 167V168H61ZM64 167V168H63ZM118 167V168H117ZM120 167V168H119ZM230 167V168H229ZM252 167V166H251ZM100 168V169H99ZM107 168V169H106ZM108 168H109V172H108ZM248 170H249V172H248V170H243L244 172L242 173V174H244V173H247V175H249L248 173H250V177H251V175H253L252 176V178H254V176H255V180H257L256 178L258 177L257 175H255L254 174V171L252 172V170H254L253 168L254 167H252V168H249V166H247L246 167ZM246 168H244V169H246ZM18 169V170H17ZM73 169H77V167L76 168H74L73 167ZM114 171H113V170ZM124 171V172H122V170ZM215 169H216V171H215ZM231 169V171H229ZM120 170V171H119ZM197 170V171H196ZM4 171V172H3ZM101 171V172H100ZM223 172V173H221V172ZM11 174H10V173ZM19 172H21V173H19ZM60 172V173H61ZM114 172V173H113ZM252 172V173H251ZM6 173V174H5ZM117 173V174H116ZM124 173V174H123ZM219 173H220V175L221 174H223V176L224 175H227V176H224V178H223V176L221 177L220 175H219ZM225 173V174H224ZM240 173V172H239ZM112 174H114V175H112ZM211 175V177H210V175ZM220 177V179H219V177H217V175ZM19 175V176H18ZM116 175V176H115ZM119 175V176H118ZM129 177H128V176ZM212 175H214V178H213V176ZM235 175V176H234ZM242 176V178H241V176ZM108 176V177H107ZM112 176V177H111ZM124 176V177H123ZM3 177H5L4 179H3ZM17 177H18V179H17ZM209 177H210V179H209ZM232 177V179H230ZM235 177V178H234ZM236 177H238V180H237V178ZM1 178H2V180H1ZM8 178V179H7ZM225 178L227 179L228 178V180H225ZM240 178V179H239ZM31 179V180H30ZM133 179V178H132ZM196 179V180H195ZM211 179H212V181H211ZM214 179H218V181L217 180H214ZM222 179H224V180H222ZM114 180V181H113ZM191 180H193L192 182H191ZM233 180H235V181H233ZM241 182H240V181ZM259 180V179H258ZM4 181V182H3ZM7 181V182H6ZM16 181V182H15ZM130 181V182H129ZM208 181H210V182H208ZM219 182V183H217V182ZM220 181H222L223 182V184H222V182H220ZM229 183V186H228V183ZM230 181H231V183L232 182H236V183H234V185H233V183L231 184V186H230ZM239 181V182H238ZM14 182V183H13ZM18 182V183H17ZM131 182H133V183H131ZM137 182V183H136ZM201 182V183H200ZM204 182H205V184H204ZM237 182H238V184H237ZM246 182V183H245ZM12 183V184H11ZM124 183V184H123ZM200 183V184H199ZM213 183H215V186H217V184H218V188L217 187H215L214 186V184ZM217 183V184H216ZM227 184V185H225V184ZM245 184V186H244V184ZM4 184V185H3ZM126 184H128V185H126ZM137 184V185H136ZM206 184H208V185H206ZM120 185V186H119ZM126 185V186H125ZM131 185V186H130ZM197 185L199 186V187H197ZM210 185V186H209ZM220 185H222L223 186V188L224 189H222V187L220 186ZM224 185H225V187H224ZM236 185H239L242 189H243V187L242 186H244V188L245 189H241L239 186H238V188H237V186ZM134 186V187H133ZM137 186L139 187V188H137ZM207 186H209V187H207ZM226 186H228V188L226 187ZM12 189H11V188ZM114 187V186H113ZM128 187V188H127ZM136 187V188H135ZM197 187V188H196ZM219 187H221L220 189L221 190H219V191H221V192H223V191H225V192H227V193H221V192H219L218 191V189H219ZM14 188H15V191H14ZM136 189V191L133 189H131V192H134V193H131L132 195H131V200H133V204L134 205H127L126 207H125V209H123V208H119V206L117 205L116 206V204L117 203H121V200H124V201H126V200H128V199H126L127 198V190L128 189ZM196 188V189H195ZM208 188V189H207ZM216 188H217V190H216ZM227 188V191L225 190ZM229 188H233V189H231V190H233V191H231ZM236 188H237V190H238V192L241 194V193H245V192H248V194H250V195H248L246 198H244V194H239L238 192H235L234 193V189L236 190ZM246 188L248 189L247 191H245L246 190ZM20 189V190H19ZM111 189V190H110ZM142 189V190H141ZM198 189V190H197ZM241 189V190H240ZM191 190V191H190ZM215 191V193H214V196H213V192ZM236 190V191H237ZM242 191V192H240V191ZM11 191V192H10ZM16 191H18V192H16ZM139 191V192H138ZM198 192L197 194H195L196 192ZM216 191H218V192H216ZM231 191V192H230ZM245 191V192H244ZM13 192H16L17 193V195H16V193H13ZM21 192V193H20ZM140 192H141V194H140ZM15 194L16 196H14V195H11V194ZM27 193V194H26ZM33 193V194H32ZM221 193V194H220ZM18 194L20 195V197L18 196ZM121 194V195H120ZM133 194H134V196H133ZM140 195V197H142L143 196V198H144V200L143 201H141L140 199V197H139V195ZM224 194V195H223ZM8 195H11L10 196V198L8 197ZM137 195V196H136ZM191 195V196H190ZM199 196V197H197V196ZM212 195V196H211ZM217 195L215 196V198L217 197ZM229 195V194H228ZM247 195V193H245V196ZM255 195V196H254ZM113 196V195H112ZM102 197L104 198V196L102 195ZM138 197L140 198V199H138ZM218 197L216 198V199H218ZM249 197H253L252 199H250ZM7 198V199H6ZM20 198V199H19ZM129 198H130V196H129ZM133 198V199H132ZM137 198V199H136ZM193 198V197H192ZM201 199L200 201L199 200H197V199ZM255 198H254V201H255ZM19 199V200H18ZM27 199V200H26ZM54 199H57L58 200V198L57 197H54ZM96 199H98V197L96 198ZM216 199L214 200V201H216ZM251 200V201H249V200ZM6 200V201H5ZM8 200V201H7ZM53 200V199H52ZM120 200V201H119ZM141 202H140V201ZM22 201H24L23 203H22ZM34 201V202H33ZM119 201V202H118ZM136 201H139V202H136ZM5 202H7L6 204L7 205H5L4 203ZM58 202L60 203V204H58V206H57V208L59 207V211L57 210V208H56V206H54V208L56 209H54L52 206H53V204L55 205L56 204V202L55 203H52V205H50L51 207H52V209H51V207L49 208V210H48V212L49 211H51V210H55L54 211V213H53V211H51L52 212V215L54 214L55 215V213H59V214H61L60 212L62 211V209L60 208V207H64L63 206V204H64V202H62V204H61V202H60V200H58ZM143 202H144V204H143ZM205 202V203H206ZM245 202V203H244ZM250 202V203H249ZM251 202L253 203V204H251ZM22 203V204H21ZM210 203V202H209ZM242 203H244V204H242ZM247 203H249V204H251V205H249V204H247ZM26 206H24V205ZM137 204H140V205H137ZM213 204V203H212ZM244 207V211L246 212V208H247V213H249V214H247V213H245L244 211L243 212H241L243 209H242V206ZM245 204L247 205V207H245ZM4 205V206H3ZM21 205H23V206H21ZM60 205V206H59ZM62 205V206H61ZM152 205V206H151ZM206 205V204H205ZM210 205V204H209ZM249 205V206H248ZM253 205V206H252ZM132 206H135V207H132ZM210 206H212V205H210ZM214 206V205H213ZM95 207H97V206H95ZM117 207L119 208V209H117ZM26 208V209H25ZM133 208V209H132ZM135 208V209H134ZM143 209V210H141V209ZM149 210V211H147V209ZM240 208H241V210H240ZM249 208V209H248ZM7 209V208H6ZM51 209V210H50ZM60 209H61V211H60ZM145 209V210H144ZM34 210V211H33ZM108 210V211H107ZM114 210V211H113ZM121 210H126V211H124V212H122V214H121V212L120 211ZM135 210V211H134ZM141 210V211H140ZM19 211V212H18ZM43 211V210H42ZM129 211H131V212H129ZM145 211V212H144ZM153 211V213L155 212L154 211V209L152 210ZM6 214H5V213ZM50 212V213H51ZM109 212H110V214H109ZM118 212V213H117ZM140 212H142V213H140ZM147 212V213H146ZM223 213H225V211H222ZM18 213H23L22 215L21 214H19V216H18ZM24 213H26V214H24ZM43 213H44V211H43ZM113 215H112V214ZM127 213H129V214H127ZM131 213V214H130ZM135 213V214H134ZM146 213V214H145ZM230 213V211H228V212H226L225 213V215H226V217L225 218H227V215ZM242 213V214H241ZM3 214H5V216H3ZM30 214L32 215L31 217H30ZM120 214V215H119ZM140 214H142V215H140ZM79 215V214H78ZM128 215H129V217H128ZM130 215H132V216H130ZM138 215V216H137ZM149 215L147 216V218H149ZM243 215V218L244 219H246V220H244V219H242V217L241 216ZM18 216V217H17ZM111 216V217H110ZM142 218H141V217ZM245 216V217H244ZM250 216V218H248ZM0 217V218H1ZM24 217V218H23ZM27 217V218H26ZM151 218H150V220L149 219H146V220H149L148 221V224H150V225H152L151 223H149V222H152V223H154V215H152V212H151V216H150ZM138 218V219H137ZM146 218V217H145ZM247 218H248V220L250 221L251 219V222H249V221H247ZM20 219V220H19ZM136 219H137V221H136ZM214 219V218H213ZM212 218H211V220H210V222H213V224L212 223H210L209 221V224L211 225H213L212 226V228H209V227H211V226H209V224H208V222L206 223V224H204V226H206V228L204 227H202L203 226V224H202V226H201V224L200 225H198V224H195V222H192L193 220L192 219H190V218H188L187 220H186V226L190 229H193V230H187L188 228L186 227V226H184L185 224H183L182 226H181V224H180V227H181V229L179 230L178 228H180V227H176V229H178V230H176L177 232V234L179 233V232H181V233H179L178 235H180L179 237L181 238V236H183V238H181V239H179V238H176V239H170L169 238V240H167L166 238V240H167V242L164 240V238H161V240H164V241H160L162 244H164L163 246L165 247V249H167V251L168 252H171V251H173V253L172 254H181V252L182 253H184V252H189V253H187V254H190V252L192 251V247H191V245H193L192 243H193V239H191V238H185V234L187 233L186 231H188V232H196V231H194L195 229L197 230V232H196V234L199 236H201V238H202V241L203 242H206V240H209V237H210V235H211V237H210V239H212L214 236L216 237V239H215V237H214V241L215 240H217V241H215V242H218V243H215L213 240V242L215 243V244H217L216 246H215V248L217 249V251H215V253L216 252H218V254H216L215 255V253H213V255H215V256H217V258L215 257V256H213L212 255V257H215L216 259V262H219L220 261V263L221 264H225L226 263V261L228 262V261H230V259L228 260H225L226 259V255H223V256H221L220 255V253H222L221 252V250L222 251H227V248H228V250L230 251V249H229V247H231V248H236V249H240V247H242L241 245H243V244H245L246 242V245L244 246V247H246V246H248L249 248H250V246L252 245V244H254V246L256 247V249L257 250H259L260 252V255H257V254H255V252L253 253V250H256L254 247H252V249L253 250H251V249H248V247L245 249V248H241L240 250H242L241 251V254H242V252H243V256L245 257V256H247V257H245V259L246 260H248L250 263L252 262V263H260V264H263L261 261H264L263 259H264V255H263V249L261 250V248L264 246V245H262L263 243H260L261 241L259 240V238H260V233L258 234L257 232H255V235H254V239L253 238H239L238 236H236V237H233L232 238V236H234V234H236V233H234L233 231H232V227H231V225H229V226H227L225 223H226V219L225 220H223V221H218V220H216V221H218L219 222V224H218V226H219V228L217 227V223L218 222H215V219H214V221H212L213 220ZM16 220H17V222L18 221H20L21 222V225H20V223L18 222H16ZM45 220V219H44ZM80 220H81V222H80ZM116 220H118V219H116ZM190 220H192L191 222H190ZM241 222H240V221ZM7 221V222H6ZM61 221V224H62V222L65 224V226H64V224H60V227L62 228V227H64V228H62L63 229V233L64 234H66V233H70V232H72V231H70L71 229H73V227H70L71 225H72V223L71 222H67V220H60ZM106 221V224H107V221L108 220H105ZM104 221V222H105ZM191 223H189V222ZM244 223H243V222ZM65 222H67V223H65ZM83 221H82V219H79V225H80V227H83L84 225H85V223H84V225H83V223H82ZM114 222H115V220H114ZM118 222L119 221H116L115 223H113V226L115 227V230H114V227L113 226H111V225H109V226H111V227H109V226H107V225H105V227H106V231H107V229L109 230V228H110V232L108 231V234H105V237H104V235L101 237H99V238H106V240H104V241H106L105 243H104V241L101 243V245L100 246H102L103 244V246H105L104 247V249L106 250V252L108 253L109 251L111 252V253H113V254H116L118 251H120V249H124L125 248V246L127 245L126 244V242L124 243L123 241H122V237L120 236V229H118V227H120L119 225H118ZM132 222H134V223H132ZM187 222H188V224H187ZM221 222H224V223H221ZM247 222L249 223V224H247ZM60 223V222H59ZM138 223V224H137ZM216 223V224H215ZM251 223H252V225H251ZM5 224V225H4ZM24 224V225H23ZM81 224L83 225V226H81ZM116 226H115V225ZM140 224V225H139ZM154 224H156V223H154ZM154 224L152 225V227L154 226ZM192 224H194V226L192 225ZM207 224H208V226H207ZM215 224V225H214ZM19 227H18V226ZM66 225H67V227H66ZM138 225H139V227H138ZM195 225H197L196 227H195ZM225 225L227 226V228L225 227ZM249 225H251V226H249ZM27 228H26V227ZM184 226V228H187L186 229V231H182V227ZM190 226V227H189ZM199 226V227H198ZM216 226V227H215ZM246 226V227H245ZM247 226H249V227H247ZM256 226V225H255ZM255 226H253V229H254V231L256 230V227ZM8 227V226H7ZM18 227V228H17ZM51 227V226H50ZM155 227H157L158 229H160V227L157 225V226H155ZM155 227H153L155 230L157 229V228H155ZM213 227H215L216 229H214ZM222 228V230H220L221 228ZM229 227L231 228V230L229 229ZM245 227V228H244ZM16 228V229H15ZM25 228H26V230H25ZM137 228L139 229V230H137ZM198 228V229H197ZM204 229V231L202 230V229ZM15 229V231H13V233H12V230H14ZM17 229H19V230H21V231H19L18 232V230ZM49 229H52L53 230V227L52 228H49ZM82 229V228H81ZM85 229V226H84V228H83V230ZM157 229V230H158ZM209 229V230H208ZM214 229V230H213ZM225 229H227V231L225 230ZM252 229V230H253ZM198 230H200V231H202L205 235H207V236H204V235H201V234H203L202 232H201V234H199V232L200 231H198ZM207 230V231H206ZM217 232H216V231ZM105 231V233H107ZM118 231V232H117ZM213 231V232H212ZM218 231H219V233H221V234H219L218 233ZM256 231H258V228H257V230ZM15 232H16V234H15ZM66 232V233H65ZM114 232V233H113ZM152 232H154V231H152ZM156 232V233H155ZM154 233H152V235L153 236H156V238H160V236H159V230H158V234H157V231H155ZM184 233V235H182L183 233ZM192 232V233H193ZM212 232V233H211ZM224 232H226L225 234H223ZM7 233H9L8 235H7ZM11 233V234H10ZM18 233L21 235V238H20V236H17L18 235ZM25 233L28 235V238L26 237V235H25ZM117 233H119V234H117ZM209 233H211L210 235H209ZM214 233V234H213ZM233 233V234H232ZM15 234V235H14ZM222 234L225 236V238H224V236H222ZM230 234H232V235H230ZM4 235H6V236H4ZM12 235V236H11ZM67 235V234H66ZM111 235V236H110ZM114 235V236H113ZM217 235V236H216ZM231 236V238H230V236ZM1 236H3L2 238H1ZM17 236V237H16ZM152 236V237H153ZM157 236H159V237H157ZM200 236H199V238H200ZM228 236V237H227ZM257 236H258V238H257ZM6 237V238H5ZM9 237V238H8ZM55 237V236H54ZM108 237V238H107ZM109 237H111V238H109ZM207 238L205 241H204V239L205 238ZM220 237V238H219ZM227 237V238H226ZM4 238V239H3ZM56 238V237H55ZM185 238V239H184ZM221 238H223V239H221ZM235 238H239L238 240L237 239H235ZM257 238V239H256ZM112 239V240H111ZM116 241H115V240ZM179 239V240H178ZM184 239V240H183ZM225 239V240H224ZM242 239V240H241ZM243 239H245V241L243 240ZM251 239H253L252 241H250ZM260 239H262V238H260ZM160 240V239H159ZM247 240V241H246ZM257 240H259V241H257ZM110 241V243L109 244H107L108 242ZM171 241V242H170ZM173 241H174V243H173ZM178 241V242H177ZM190 241V242H189ZM210 241V240H209ZM208 241V242H209ZM235 241V242H234ZM238 241V242H237ZM244 241V242H243ZM248 241H249V243H248ZM115 242H117L116 244H115ZM163 242H165V243H163ZM186 242V243H185ZM192 242V243H191ZM221 242V243H220ZM230 242H231V244H230ZM233 242V243H232ZM252 242V243H251ZM253 242H255V243H253ZM26 243H28V244H26ZM124 243V244H123ZM145 243V246H146V244H147V242H143V244ZM182 243V244H181ZM238 243V244H237ZM241 243V244H240ZM251 243V244H250ZM259 243H260V245H259ZM2 244V245H1ZM20 244V245H19ZM105 244H107V245H105ZM111 244V245H110ZM122 244H123V246H122ZM142 244V247L144 246ZM171 244H172V246H171ZM186 244V245H185ZM204 244V246H205V244L206 243H203ZM218 244L220 245V246H218ZM7 245V246H6ZM117 245V246H116ZM169 245V246H168ZM174 245V246H173ZM188 245V246H187ZM235 245V246H234ZM10 246V247H9ZM16 246V247H15ZM99 246V247H100ZM103 246H102V248H103ZM109 246V247H108ZM120 246V247H119ZM171 246V247H170ZM187 246V247H186ZM204 246H203V248H204ZM222 246V247H221ZM232 246H234V247H232ZM238 246H240V247H238ZM260 247V249H259V247ZM262 246V247H261ZM124 247V248H123ZM168 247H170V248H168ZM174 247V248H173ZM191 247V248H190ZM221 247V248H220ZM225 247V248H224ZM9 248V249H8ZM12 248H15V249H12ZM119 248V249H118ZM180 248V249H179ZM184 248V249H183ZM222 248H224V249H222ZM176 249V250H175ZM181 249H183V250H181ZM187 249V250H186ZM221 249V250H220ZM244 249H245V251L246 250H248V251H246V252H244ZM8 250V251H7ZM11 250V251H10ZM12 250H13V252H12ZM112 250H113V252H112ZM181 250V251H180ZM185 250V251H184ZM191 250V251H190ZM220 250V251H219ZM249 250H250V252H249ZM117 251V252H116ZM177 251V252H176ZM109 252V253H110ZM258 252V251H257ZM256 252V253H257ZM262 252V253H261ZM19 252H17L16 254H18ZM246 253V254H245ZM250 253V254H249ZM254 254V255H252V254ZM113 254H109V255H113ZM176 254V255H177ZM8 255H10V254H8ZM249 255V256H248ZM251 255V256H250ZM263 255V256H262ZM221 256V258L219 259V261H218V258ZM224 256H226L225 258H224ZM229 256V255H228ZM257 256H259L258 258L260 259V261H259V259H255ZM249 257H250V260H249ZM254 259H253V258ZM222 258H223V262H221V260H222ZM228 258V257H227ZM229 258H231V257H229ZM253 260H252V259ZM262 258V259H261ZM214 260V259H213ZM215 260H214V262H215ZM225 260V261H224ZM245 260V262H246V264H248V262ZM254 260H257V261H255L254 262ZM19 261H20V263H19ZM19 261H17V260H14L13 261V263L11 262V264H21V260H19ZM2 262V263H1ZM215 262V263H216ZM225 262V263H224ZM249 263V264H250ZM5 264H7V262L5 263ZM216 264H219V263H216Z\"/></svg>",
	"mask_w": 264,
	"mask_h": 264
}]
</instances>
